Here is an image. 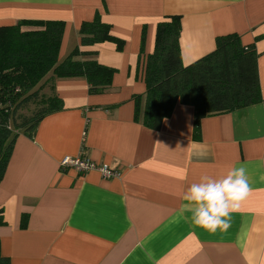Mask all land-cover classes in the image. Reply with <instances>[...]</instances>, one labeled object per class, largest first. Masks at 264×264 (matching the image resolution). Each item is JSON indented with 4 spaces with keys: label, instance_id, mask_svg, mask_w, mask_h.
Masks as SVG:
<instances>
[{
    "label": "crops",
    "instance_id": "crops-1",
    "mask_svg": "<svg viewBox=\"0 0 264 264\" xmlns=\"http://www.w3.org/2000/svg\"><path fill=\"white\" fill-rule=\"evenodd\" d=\"M96 14L124 41L121 51L108 41L80 45L81 24ZM174 15L184 66L213 51L216 37L237 34L258 53L264 96V0H0V27L62 21L59 62L78 47L116 70L97 95L81 77L44 83L62 109L32 138L18 134L0 182V251L10 264H264V104L203 118L199 141L189 104H176L156 131L134 120V97L142 106L146 90L144 57L157 23ZM79 155L120 175L60 170L63 157ZM240 166L251 191L231 227L194 225L187 188Z\"/></svg>",
    "mask_w": 264,
    "mask_h": 264
},
{
    "label": "trees",
    "instance_id": "trees-1",
    "mask_svg": "<svg viewBox=\"0 0 264 264\" xmlns=\"http://www.w3.org/2000/svg\"><path fill=\"white\" fill-rule=\"evenodd\" d=\"M180 30L177 15L157 23L154 49L144 57V101L141 106V97H134V120L156 131L176 104H189L194 108L193 140L199 141L203 118L264 104L258 80V53L254 46L243 45L237 34H227L216 37L213 51L184 66ZM63 31L62 21L23 20L0 27V182L18 134L32 138L45 116L62 109L60 98L42 92L45 82L85 78L90 95L106 92L112 83L116 70L100 64L94 51L82 52L75 47L58 61ZM79 35L81 46L108 41L121 51L124 45L122 39L110 33V25L99 14L81 24ZM140 52L143 54V49ZM30 102L37 103V110L30 116L17 115ZM4 224L0 207V226ZM0 264H10L1 251Z\"/></svg>",
    "mask_w": 264,
    "mask_h": 264
},
{
    "label": "clouds",
    "instance_id": "clouds-1",
    "mask_svg": "<svg viewBox=\"0 0 264 264\" xmlns=\"http://www.w3.org/2000/svg\"><path fill=\"white\" fill-rule=\"evenodd\" d=\"M246 168H231L220 178L204 175L192 183L183 194L191 207V221L204 230L215 233L231 227V213L250 194Z\"/></svg>",
    "mask_w": 264,
    "mask_h": 264
},
{
    "label": "built area",
    "instance_id": "built-area-1",
    "mask_svg": "<svg viewBox=\"0 0 264 264\" xmlns=\"http://www.w3.org/2000/svg\"><path fill=\"white\" fill-rule=\"evenodd\" d=\"M61 171L73 169L79 173H87L91 170H97L105 179L118 177L120 173L103 164H96L88 157L79 155L76 157L65 156L59 161Z\"/></svg>",
    "mask_w": 264,
    "mask_h": 264
},
{
    "label": "rangeland",
    "instance_id": "rangeland-1",
    "mask_svg": "<svg viewBox=\"0 0 264 264\" xmlns=\"http://www.w3.org/2000/svg\"><path fill=\"white\" fill-rule=\"evenodd\" d=\"M36 108H37V103L30 102V104H28L25 107L19 109V111L17 112V115L30 116L34 111L37 110Z\"/></svg>",
    "mask_w": 264,
    "mask_h": 264
}]
</instances>
